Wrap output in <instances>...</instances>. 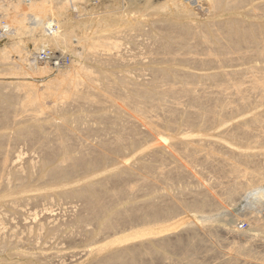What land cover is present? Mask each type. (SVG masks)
<instances>
[{
    "label": "bare ground",
    "instance_id": "1",
    "mask_svg": "<svg viewBox=\"0 0 264 264\" xmlns=\"http://www.w3.org/2000/svg\"><path fill=\"white\" fill-rule=\"evenodd\" d=\"M208 1L212 19L198 26L190 24L191 15L182 7L176 17L153 22L155 29L161 27L156 46L163 57H154L148 70L152 74L148 87L132 84L130 76L119 75L124 66L120 53L100 50L118 48L117 43L107 42V37H99V31H94L95 36L78 37L73 49L74 56L89 61L88 67L94 71L75 61L71 70L59 71L58 79L51 81L57 87L53 93L20 81L52 71L48 62L53 57L48 54L49 60H41L46 48H72L68 24L55 20L56 16L62 17L67 0H46L40 7L37 0H17L8 9L0 6V12L8 16L4 25L0 21V41H13L0 49V77L22 79L15 86L0 84V210L20 213L17 206L27 199L24 194L39 188L40 195L33 197L41 200L50 196L43 192L61 188L56 193L60 199L82 203V212L71 225L84 231L88 243L83 251L71 253L72 258L81 257V264H204L203 258L213 252L216 244L227 246L224 233L231 239L237 237L236 242L238 238L243 240L229 244L230 258L224 264H264V0ZM257 1L263 4L255 5ZM171 2L175 7L182 6V0ZM106 24L100 29L109 32L112 26ZM26 36L33 37L34 49L23 41ZM14 55L19 57L18 62H12ZM37 59L47 65L42 66ZM179 65L193 66L203 73L182 71ZM193 81L195 86H190ZM170 82L182 86L161 88V83ZM116 92H126L124 105L112 99ZM44 98L54 101V116L45 117L40 112ZM65 99L78 107V114L64 110L71 108L62 106L65 103L61 100ZM103 101L111 102L115 113L113 121V115L108 114L110 107L105 113L116 125L115 136L80 150L84 130L92 134L89 137L103 131L90 127L85 107L98 108L100 113L106 108H102ZM29 107L31 114L25 115ZM105 114L95 118L104 120ZM28 138L42 144L37 152L41 153L37 154L41 162H23V166L22 154L11 158V152L3 148L6 142ZM138 148L142 150L135 159L122 161ZM240 200H244V206L235 220L244 224L245 230L215 228L218 224L233 225L227 213ZM6 215L0 213V257L14 252L20 244L19 229L15 230L13 221H6ZM52 216L47 214L44 224L34 219L33 224L23 222L28 237L57 239L63 225ZM134 224L141 226L110 236ZM91 225L92 231L88 228ZM76 234L74 237L80 238ZM36 246L35 242L32 247ZM18 254L26 264H35L30 254Z\"/></svg>",
    "mask_w": 264,
    "mask_h": 264
},
{
    "label": "rangeland",
    "instance_id": "2",
    "mask_svg": "<svg viewBox=\"0 0 264 264\" xmlns=\"http://www.w3.org/2000/svg\"><path fill=\"white\" fill-rule=\"evenodd\" d=\"M0 1H1V3H0L1 5L0 6H3V9H8V6H10L11 3L16 2L17 0H15V1L14 0H0ZM19 1H22V0H19ZM26 1H28V0H26ZM37 1L39 2V4L41 3L39 5V7L41 5L47 3V2H45L46 0H37ZM58 1L59 2H62V3H65L66 2V0H58ZM66 3L68 4V6H67L66 10H64V13L62 15L63 18L60 17V19H59L56 16L55 20H56V23H59V22L62 21L64 24H68V26H69L68 33L70 35L72 33L71 38H70V42L73 43L72 48L71 49H66V47H58V48L56 47V49H55V47H53L52 48L53 50L52 49H49V48H46V52H47V54L48 53L50 54V58L53 57L52 61L51 62H48V66H49L50 69H52V71L49 72L46 75L39 76V77L38 76H32L33 79L30 76V77H27L28 79L27 78H24L23 81H20L22 79H18V77H16V78L15 77H11V79L9 77H7V79H6V77H3L2 76V77H0V80H1L0 81V84L7 83V84H13V85L15 84L16 85V83L18 84V83L21 82V83H25V84H31L32 86H35L36 85V87H38L41 90V92L43 91V92H46V93H48V92L53 93L57 87L54 85V83H51V81L54 82L53 80H57L58 79L59 71H61V70L62 71H64V70L65 71L71 70V68L73 67V64H75V61H76V63L78 62L77 64H81V65L83 64L87 68H89L91 66V64H90L89 61H83L82 59L74 56L73 49L77 45V38L80 37L81 35L83 36V34H89V35L91 34V36H93V35L95 36L94 31H99V32L101 31L100 33L98 32L99 35L97 34L99 37L105 36V37L108 38V41L107 42H112V43L114 42V43H117V45H118V48H111L110 51H108V49H103V48H100V50L102 52H105V53H111V52L112 53L115 52L116 54H118L117 52L120 53V58L123 60V62H121V64L124 65V66L122 67V70H120L118 72L119 75H121V76L127 75L128 77L130 76L129 79H130V81H131L132 84H136V85L138 84L137 86H140V87H148L149 86L148 84L150 82H152V76H151L152 74H151V71H148V70L150 69V66L152 65V61L154 60V57H155V60H158L159 58L162 59V57H163V56L160 57L161 55H160V53L157 50L158 49L157 46H158V43L159 42H158V40H156L160 36V35L158 36V34H159V30H161L160 29L161 27L158 26V28L155 29L156 27H155V25H153V22L156 21V20H159V18L160 19H166L168 17L167 19H171V18L176 17L177 15H179V14L182 13L183 10L181 9V7L184 8L186 11H188L189 12V15H191L190 16V24L193 25V26L194 25L195 26H198V24L207 22L210 19H212V16H211L212 15V13H211L212 12V9H210V5H209L210 2L208 0H204L202 2H201V0H182V3H180L182 6H176V7H175V5L172 4L171 0H74V1L73 0H67ZM75 3H76V6H73V5H75ZM257 3L258 4L259 3L263 4L262 2L257 1V2H255V5H257ZM4 5H5V7H4ZM11 12L13 13V11H11V10L8 13L12 15ZM0 14H1L0 15V21L2 22V24L3 23L5 24V19H8V16H6L3 12H0ZM256 15H259L260 16V14H256ZM9 17H10V15H9ZM81 18H83L82 20H84V21L80 20ZM225 18L226 17L223 16L221 19L224 20ZM64 20H66V21H64ZM103 20H104V22H103ZM99 21H100V23H99ZM61 23H60V25H61ZM79 23H81V24L79 25ZM83 23L85 25H83ZM104 23L105 24L107 23L106 25H111L112 26V28L110 29L109 32H104V31L101 30L103 28L100 27V26L105 25ZM58 28H59V24H58V27L56 25L54 29L57 31ZM83 28H85L84 31H83ZM154 33L156 35H154ZM152 35H154L155 37L152 36ZM155 40H156L157 44H156V42L154 43ZM23 41H25V43L28 45L27 47L29 49L32 50V49L35 48V44H34V42H32L33 41V37H31V36L27 37L26 36ZM6 42L9 44L10 42H13V41H10L9 42V40L8 41H6L5 39L4 40H1L0 41V49L3 48V44H5ZM78 52L81 53L82 51L81 50H78ZM193 55H195V54H193ZM198 55H200V54H196L195 56L197 57ZM157 56H158V58H157ZM41 57L43 58L44 55L41 54ZM198 57H204V56H198ZM18 58H19L18 56L14 55L12 57V62H13L14 59L16 60V62H18V60H19ZM58 58H59V60H58ZM37 61L39 63H41L42 66L47 65L45 62L44 63L41 62L40 59H37ZM53 61H54L55 64L53 63ZM73 61H74V63H73ZM22 65L27 68V66H26V64L24 62L22 63ZM192 68H193V66H189V65L188 66H186V65H179L178 66V69H180L182 71L195 72V73H203V71H200V70H197V69L195 70V68H193V69ZM89 69H91L92 71H94V69H92V68H89ZM97 75L98 74L96 73L95 76H97ZM14 80L15 81L18 80V81L17 82H14V83H11ZM9 81H10V83H9ZM195 82L198 83L197 81H195ZM174 83L175 82H172V83L171 82L170 83H161L160 86H161L162 89L163 88H167L168 86H174V87H177V88L182 86L178 82H177V84H179V86L176 85V83L175 84ZM192 83L193 84L190 83V86L191 85H194V81ZM129 86L130 87H133V85H129ZM80 87H81V90H85V89L82 88V86H80ZM21 94H24V93L21 91ZM126 96H127L126 92L125 93L124 92L123 93H120V92L117 93L116 92L114 94V96L112 95V99L118 105H124L125 103H123L122 100H125L126 99ZM94 98L99 99V98H97V96L94 97ZM48 99L49 100H47L46 98H44L43 103H45V106L46 107L50 108L49 109L50 111L49 110H46L45 109V106L43 105L41 107L40 112L41 111L44 112L43 113L44 114L43 116H45V115L46 116H50V115L51 116H54L53 113H52L53 112L52 111V108L55 105L54 104V101L51 98H48ZM61 101L63 103H65V104H62V106H66V107L69 106V107L72 108L71 109V108H68L67 107V109L65 108L64 110L69 111V113L71 115L74 114V113L75 114H78V111H77L78 110V107L77 106H76L77 108H75V106L70 105V101H68L66 99L65 100H61ZM104 102L105 101H103L102 108L103 107L104 108L106 107V108L105 109H102V110H105V111L100 112V113L98 112V108L94 109L92 107L93 109L92 108L87 109V107H85L87 113L85 112L86 114L85 113L84 114L85 115H89L90 116V117L88 116L89 119L91 118L90 119L91 121L88 119L90 121L89 123H91L90 124L91 125L90 127L91 128L94 127V129L96 127H100V128H102L103 131L99 134L100 136L99 135H93L92 136L93 139H92V137H89L92 134H89L84 129L83 130L85 132V135L83 134V132H82V134L80 133L81 130L79 132L77 131L78 134L80 133L82 135V136H80L81 137L80 138V143H81L80 150L83 149L85 146L87 147V145L89 146V145H93V144L95 145V144H97V141L98 140H101V139L113 140V138H114L113 136H115V128H116V125H115V123L111 122V119H112V121L114 120L113 118H115V113H113L111 111L112 110L111 109V106H112L111 105V102H107L106 101L105 102V104L107 103L106 105L104 104ZM107 105H109V106H107ZM51 106H53V107H51ZM62 106H61V108H62ZM140 106L143 107V108H147L148 105L145 104V103H141ZM109 107H110V110H109ZM31 109L32 108L29 107L28 108V111L29 112L26 110L27 112H25V115L31 114V112H30ZM108 110H109V113H108ZM105 113H108L111 116L113 115L112 117L109 116V118L111 117L110 120H109V118L107 119V114H105ZM0 114H1V111H0ZM102 114H105L106 119H104V120H99L98 119L97 120L96 118L100 117ZM5 132L6 133L7 132L8 133H12V130H5ZM50 134H52V135H50ZM50 134L49 135L51 137H54L55 136L53 133H50ZM81 140H83V141H81ZM40 145H42V144H40L38 142H33L32 140H30V138H28V139H22L21 141H18V142H16V141H13V142H10V143L9 142H6V143H4V148L3 149L8 150L9 152H11V158H13L12 156H14V155L16 156V155L22 154L21 155L22 156V161L20 163L23 166H25V164L27 162L29 163V162H32L33 160H34L33 161L34 163L41 162V157L40 156L38 157V155H41V153L40 152L37 153L39 151V146ZM141 150H142V148H138V149L133 150L122 161L123 162H131L133 159L136 158V156L138 155V153ZM34 153H35V155H34ZM2 157L3 156L0 157V164H1L2 160H3ZM35 159H37V160H35ZM23 162L25 164H23ZM230 181H231V179H230ZM35 189H33L34 191H30V192L24 194L25 195L24 197L27 198V199L25 200V202L22 201L23 203H20L21 205L19 204L17 206L18 209H20V213L18 211H14L13 212L10 209L8 211L7 210H5V211L4 210H0V213H4L5 215L7 214L6 215V217H7L6 218L7 219L6 221H13V223L15 225L13 223L12 224L15 227L17 226V229H15V230H18L19 229L18 231L20 232V234H19L20 236H18L19 239H20V240L18 239L19 242H20V244L18 246L20 248L17 246V249L14 252H12V253H6L3 256H1L0 257V260H2V261H0V262L6 261V263H8V264H26V260L22 256H20V257H22L21 259L19 257V254L18 253L20 252V253H26L28 255L30 254L29 255V258H31V261L32 262H35V264H39V263L41 264V262H42V264H45L46 262H47L46 264H52V263L53 264H58V263L59 264H64V263L65 264H81V261H80L81 260V257L78 256L76 258H72V254L71 253H75V252L77 253V252L83 251L84 249H86L85 246L88 243H87V240H86L85 235L83 234L84 231L82 232V229H80L81 230L80 231L79 228L75 224L73 226H71V225L74 223L73 221L82 212V207H81L82 206L81 205L82 203L80 201H78V200H74L73 201L71 199V201H70V199H66L67 200L66 201L65 198L63 200L60 199L59 198L60 196L58 197V195H56V193H58V191L61 189V188H58V187L57 188H53L51 190H48L47 192H43V193H45V195L46 194H50L51 197L48 195L50 198H47L48 197L47 196L44 199H41V200L40 199H37L36 200V198H34V197H36L38 194L40 195V191L38 190L39 188H37L36 190ZM33 199L35 200V202H34ZM242 201H244V200H240V201L236 202L235 205L230 206L229 212H228L230 215L227 213V217L226 218L227 219L229 218V220L231 221V223L234 222V223H232L233 225H231L232 227L231 226L229 227L226 224H218V227H217V225H215L214 227L217 228V229H220L221 231H223V230H225V231L229 230L230 232L233 231L231 229H234V228L237 229V227H238V229H241L243 227L242 230H245L244 224H241L240 221L237 222L235 220L239 216V214L242 213V209H243V206H244V203H242ZM70 205H71V207H70ZM71 209H72L73 215L71 213ZM47 210H50V211H47ZM21 212H23V213H21ZM236 212H238V213H236ZM9 213L12 214V215L10 214L11 216L9 215L10 217H8V214ZM13 214H16V215L18 214V215L17 216L16 215L14 216ZM47 214H48V217L51 216V215H53L52 217L58 220V221L56 220L57 223L59 221L61 222V224L63 226L60 225L61 226L60 227V231L63 232V233L60 232V235H59L60 237L58 236L57 239L56 238L55 239H50V240L48 239L49 243H47L48 241H46L44 239L41 241L42 237H40L41 239L34 240L35 239L34 238V235H32L31 237L29 235V237H30L29 238L28 237V231H26L27 229L25 230L24 225H22V223L24 222V224H25L27 222H30V224H33V219H34V221H36V223L40 222V223H43L44 224V223L47 222V219H45V218H47L46 217ZM60 215L63 217V219H62V217ZM234 215H235V217H234ZM35 216H36V218H35ZM15 217H17V219L19 217L20 218H19V220H17ZM66 218L67 219L69 218V219L67 220ZM71 218H72V220H71ZM231 218L234 221H232ZM15 219L17 220L18 223L15 222L16 221ZM44 219H45L46 222L44 221ZM29 220H31V221H29ZM69 222H71V223H69ZM58 225H59V223H58ZM75 226L78 229L75 228ZM92 226L93 225H91L88 228L90 229ZM140 226L141 225H139V224H134L132 226H129V227H126V228H122V229H120V231H118L116 233L110 234V236L115 235V234H121L122 232L123 233L124 232H129L130 230L135 229V228H138ZM64 227H66V228H64ZM88 228H87V230H89ZM75 229H77L76 231H79L78 233L80 235V238L78 237L76 239L77 236L74 237L75 234L77 233L75 231ZM91 229L93 230L94 227H92ZM91 229H90V231H92ZM67 232H71L70 235ZM22 233L23 234L26 233L27 235L26 234L22 235ZM78 233L76 235H78ZM62 234H66V235H62ZM72 234H73V237H72ZM224 234H223V236H225V237H222V238L224 240H226L224 243L227 246H218L216 244V246H217L216 247L217 249H216L212 245L214 247V250H213V252L210 255H207L206 258L205 257L203 258V263L204 264H218V263L224 264L223 263L224 260L230 258V256H229L230 255V252L228 250L229 244H234V243L238 244V242H240L242 240V239L239 240V238H238V241L236 242L237 237H236V240H235V238H233L234 239L233 240V239H231L232 237L230 235L228 236V233L227 234L224 233ZM21 236L22 237L24 236V237L22 238ZM62 236L65 237V238H66V236L67 237L68 236H71L72 238L69 237V238L64 239ZM81 237L83 238V240L81 239ZM73 238H74V240H73ZM206 238L209 239V237H206ZM31 239H32V243L30 242L31 243L30 244L29 241H31ZM59 239H60V243L62 242L61 244L59 243ZM61 239H62V241H61ZM68 239H71V242L68 241ZM63 240H65V241H63ZM21 241H22V243H21ZM33 241H35L36 242V245L38 246V247L36 246V249H35V247H32L33 244L35 246V242H33ZM23 242H24L25 246H24ZM82 243H83V245H82ZM209 245L211 246V243L210 242H209ZM222 247H224V248H222ZM218 248H220V249H218ZM44 254L47 255V256H45ZM58 254H59V256H58ZM31 255H33V256H31ZM54 255L58 259L57 258L55 259ZM64 255H65L66 258L64 257ZM214 255H215V257H214ZM11 256H13V257H11ZM36 256L38 258L40 256L41 259H42V256H43V259H42L43 261L40 258L39 259H36L37 258ZM216 256H217V259H216ZM47 258H49V259H47ZM67 258H68V260H67ZM50 259H52V260H50ZM206 259H208V260H206ZM211 261L213 263H211ZM157 263L164 264V263H161V262H155V263H151V264H157ZM247 263L248 262H246V264ZM175 264H180V263H175Z\"/></svg>",
    "mask_w": 264,
    "mask_h": 264
},
{
    "label": "built area",
    "instance_id": "3",
    "mask_svg": "<svg viewBox=\"0 0 264 264\" xmlns=\"http://www.w3.org/2000/svg\"><path fill=\"white\" fill-rule=\"evenodd\" d=\"M49 54V53H48ZM48 54H47V52L46 53H43L42 55H44V57L43 58H41L42 60H49L48 59Z\"/></svg>",
    "mask_w": 264,
    "mask_h": 264
}]
</instances>
